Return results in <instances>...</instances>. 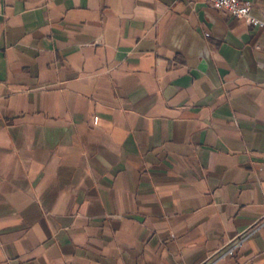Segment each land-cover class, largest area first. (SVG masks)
I'll return each mask as SVG.
<instances>
[{
  "label": "crops",
  "instance_id": "0c3cea01",
  "mask_svg": "<svg viewBox=\"0 0 264 264\" xmlns=\"http://www.w3.org/2000/svg\"><path fill=\"white\" fill-rule=\"evenodd\" d=\"M0 264H264V30L208 0H0Z\"/></svg>",
  "mask_w": 264,
  "mask_h": 264
},
{
  "label": "built area",
  "instance_id": "2783aa9c",
  "mask_svg": "<svg viewBox=\"0 0 264 264\" xmlns=\"http://www.w3.org/2000/svg\"><path fill=\"white\" fill-rule=\"evenodd\" d=\"M208 1L213 9L218 11H224L225 13L236 19H242L251 28H258L264 30V14L261 15L260 17L253 16L251 14L250 2L243 0H208ZM259 227L260 225L257 226V228ZM253 232L242 233L235 236V238L231 241V243H229L226 247H224L223 252L219 256V259H225L228 257L235 256Z\"/></svg>",
  "mask_w": 264,
  "mask_h": 264
}]
</instances>
